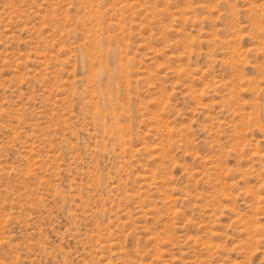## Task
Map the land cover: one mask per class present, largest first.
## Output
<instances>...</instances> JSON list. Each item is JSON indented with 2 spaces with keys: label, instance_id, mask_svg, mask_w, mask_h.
<instances>
[{
  "label": "rangeland",
  "instance_id": "374dc122",
  "mask_svg": "<svg viewBox=\"0 0 264 264\" xmlns=\"http://www.w3.org/2000/svg\"><path fill=\"white\" fill-rule=\"evenodd\" d=\"M0 264H264V0H0Z\"/></svg>",
  "mask_w": 264,
  "mask_h": 264
}]
</instances>
